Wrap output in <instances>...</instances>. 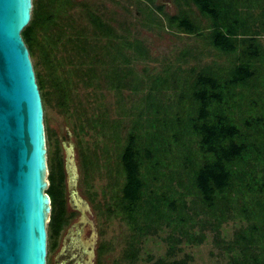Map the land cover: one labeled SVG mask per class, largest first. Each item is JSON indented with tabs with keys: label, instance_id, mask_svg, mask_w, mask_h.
<instances>
[{
	"label": "trees",
	"instance_id": "obj_1",
	"mask_svg": "<svg viewBox=\"0 0 264 264\" xmlns=\"http://www.w3.org/2000/svg\"><path fill=\"white\" fill-rule=\"evenodd\" d=\"M175 1L179 13L167 16V25L207 39L228 63L179 66L171 76L155 78L157 94L169 84L179 89L177 103L167 106L151 93L145 96L142 112L116 148L115 172L121 177L116 181L112 175V202L104 215L126 219L137 242L168 227V256H174L182 238L201 242L202 229L208 228L216 243L223 242L222 225L237 216L244 222L224 245L230 251L228 264H264V0ZM73 5V0H32L21 36L40 67L35 77L42 100H54L62 112H70L79 130H86L92 120L77 101L78 84L97 88L104 83L118 91L138 87L143 82L135 79L133 56L126 50L145 54V49L87 3H81L86 25L74 30ZM97 121L113 126L105 117ZM78 155L87 176L97 169L89 164L92 154L79 150ZM57 186L52 178L46 190L48 225L55 235L65 220ZM137 251L130 240L124 256L134 262ZM152 264H189V256L159 257Z\"/></svg>",
	"mask_w": 264,
	"mask_h": 264
},
{
	"label": "rangeland",
	"instance_id": "obj_2",
	"mask_svg": "<svg viewBox=\"0 0 264 264\" xmlns=\"http://www.w3.org/2000/svg\"><path fill=\"white\" fill-rule=\"evenodd\" d=\"M73 2L69 15L74 30L86 25V20L81 13V3H87L91 8L98 9L104 18L130 42L136 40L145 49V54H135L126 50V53L133 56L131 67L135 73V79L143 82L138 87H123L118 91L117 88L108 87L104 83L97 88L92 85L78 84L77 101L92 120V127L86 130H79L74 125L70 112H62L54 100L52 102L42 100L48 184L57 168L53 155L56 148L60 150L61 147L58 138L61 137L64 147H69L71 141L66 139V133L69 131L72 132L77 151L84 150L92 154L88 155V158L93 169L98 165L97 169L87 176L81 168L79 155H75L74 159L71 157L79 173L78 187L75 189L77 193L74 197L77 206L68 196L69 215L65 217L61 233H64V238L67 235L75 236V233L81 234L83 246L90 251L89 255H83L82 258L76 257L75 262L152 264L159 257L171 259L189 256V264H228L230 251L225 249L224 245L233 239L235 230L241 222H244L240 217L235 216V219L222 225L220 238L223 242L216 243L213 233L208 228L202 229L205 236L201 242L190 243L182 238L174 256H168L166 253L169 245L166 236L170 233L168 227L163 226L157 233L147 234L137 242L131 238L133 231L126 219L119 214L106 216L103 212L106 205H111L112 202L114 177L116 181L121 177L120 172L117 174L115 172L116 148L125 142L137 112H142L145 96L151 93L156 97L155 100L167 106H174L173 102L177 100L175 92L179 89L170 84L165 87L164 93H155L153 88L155 78L171 76L170 72L179 66L188 68L202 67L208 63L227 64L228 57L220 55L202 36L188 35L167 25L166 17L179 13L180 8L175 0H155L151 4L143 0H73ZM156 4L162 5V11L155 8ZM181 7L187 8L184 4H181ZM64 54L61 52L60 55ZM30 57L34 71L39 70L40 67L35 63L36 56ZM97 117L107 118L113 126L102 127ZM101 128L105 130L101 131ZM106 172H110V177L106 175ZM114 189L116 192L119 187ZM46 229V264H54L60 236L52 234L48 222ZM200 231L199 225H196L194 232L198 234ZM130 240L134 247H138L134 262H129L124 256ZM103 247L101 251L100 248Z\"/></svg>",
	"mask_w": 264,
	"mask_h": 264
},
{
	"label": "water",
	"instance_id": "obj_3",
	"mask_svg": "<svg viewBox=\"0 0 264 264\" xmlns=\"http://www.w3.org/2000/svg\"><path fill=\"white\" fill-rule=\"evenodd\" d=\"M32 0H0V264H46L43 105L21 30Z\"/></svg>",
	"mask_w": 264,
	"mask_h": 264
},
{
	"label": "flooded vegetation",
	"instance_id": "obj_4",
	"mask_svg": "<svg viewBox=\"0 0 264 264\" xmlns=\"http://www.w3.org/2000/svg\"><path fill=\"white\" fill-rule=\"evenodd\" d=\"M66 135V139L71 141V145L69 147H64L62 144L63 140L61 137L58 138L61 143V147L59 153H56L57 156L55 153L53 155L54 161H56L57 165L53 179L57 182V188L60 189L63 194L62 198L65 204V217H68V196L73 201V204L77 206V204L74 202V197L77 193L75 189L78 187L79 173L77 165L73 164L74 162L71 161V157L74 159V156L78 155L76 143L73 139L72 132L69 131L66 133ZM63 228L64 227L62 226V228L59 230V233L57 234L60 236V239L56 246L57 250L53 262L54 264H81L80 262H75L76 257L82 258L83 255H89L90 251L83 246L80 239L81 234L75 233V236L67 235V237L64 238V233H61Z\"/></svg>",
	"mask_w": 264,
	"mask_h": 264
}]
</instances>
